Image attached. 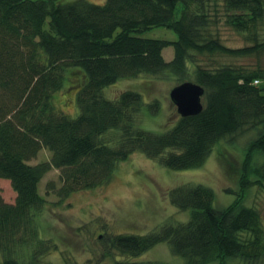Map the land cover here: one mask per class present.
Instances as JSON below:
<instances>
[{
  "label": "trees",
  "instance_id": "trees-1",
  "mask_svg": "<svg viewBox=\"0 0 264 264\" xmlns=\"http://www.w3.org/2000/svg\"><path fill=\"white\" fill-rule=\"evenodd\" d=\"M222 19L251 45L226 46L212 30ZM262 26L264 0H0V179L17 195L9 204L0 190V264H55L45 261L60 249L43 234L49 201L39 191L52 170L59 171L60 186L49 182L46 196L61 205L74 193L110 184L118 165L135 153L172 171L196 170L222 143L235 144L245 134L252 138L232 204L217 207L211 187H177L170 200L190 212L187 222L147 235L100 236L102 257L113 264H160L136 259L165 243L185 264H264V222L245 203L252 186H264V68H212L196 59L259 55ZM158 27L175 32L177 41L140 36ZM171 46L168 62L163 52ZM141 75L201 85L204 110L179 117L162 133L143 129L146 110L160 113L158 100L146 103L135 91L115 100L104 94ZM65 84L77 90L76 118L54 103ZM42 150L51 152L50 160L32 164Z\"/></svg>",
  "mask_w": 264,
  "mask_h": 264
},
{
  "label": "rangeland",
  "instance_id": "rangeland-1",
  "mask_svg": "<svg viewBox=\"0 0 264 264\" xmlns=\"http://www.w3.org/2000/svg\"><path fill=\"white\" fill-rule=\"evenodd\" d=\"M88 1L95 4L106 2ZM183 8L184 5L180 3L175 19L181 18ZM212 30L218 33L228 47L240 48L251 45L242 34L225 24V19L212 27ZM260 32L263 39L264 26L260 27ZM140 36L168 41L178 39L175 32L164 27L146 31ZM174 54L172 46L163 52L168 62L173 60ZM196 59L200 64L212 68L220 65L264 68V51L247 58L218 54L212 57L198 55ZM175 86L176 81L170 77L141 75L133 79L120 80L106 88L104 94L107 98L115 100L123 92L135 91L142 94L146 103L158 100L161 104L160 113L153 116L146 110L140 126L148 131L162 133L172 128L180 117L177 107L170 98V92ZM69 88H72V85L65 84L64 90L54 95V103L58 110L71 118H76L79 116L77 90ZM251 138V134H245L236 137L235 144L222 143L214 150L205 166L196 170L172 171L142 153H135L118 165L110 184L91 191L74 193L61 205L56 204L59 199L55 195L46 196L49 182L55 181L57 187L60 186L59 171L52 170L39 186L40 194L49 201L43 216V234L46 239L53 238L54 242L59 243L60 252L45 257L46 263L65 264V257L70 258L71 264H113L112 260L102 257L106 248L100 236L147 235L164 225L187 222L190 212L177 209L170 200V192L180 186L211 187L216 193V206L221 208L229 206L239 192L238 169L243 160V150ZM50 158L51 152L42 150L32 164L47 162ZM0 190L5 202L15 203L17 195L10 181L0 179ZM228 191L235 194H228ZM245 203L258 209L264 222V186H252L247 192ZM136 260L160 264H185L183 259L172 254L169 245L165 243Z\"/></svg>",
  "mask_w": 264,
  "mask_h": 264
},
{
  "label": "water",
  "instance_id": "water-1",
  "mask_svg": "<svg viewBox=\"0 0 264 264\" xmlns=\"http://www.w3.org/2000/svg\"><path fill=\"white\" fill-rule=\"evenodd\" d=\"M205 89L194 82H185L175 86L170 98L182 118L197 116L204 110Z\"/></svg>",
  "mask_w": 264,
  "mask_h": 264
}]
</instances>
